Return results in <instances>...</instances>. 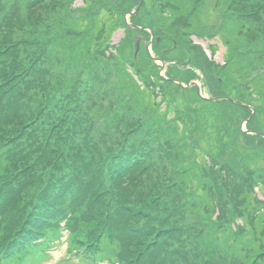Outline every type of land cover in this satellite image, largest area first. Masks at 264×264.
Returning <instances> with one entry per match:
<instances>
[{"label": "rangeland", "instance_id": "obj_1", "mask_svg": "<svg viewBox=\"0 0 264 264\" xmlns=\"http://www.w3.org/2000/svg\"><path fill=\"white\" fill-rule=\"evenodd\" d=\"M139 1L0 0V66L8 60L21 65L15 82L36 69L32 75L46 88L34 87L26 95L33 110L43 100L45 126L74 109L66 115L72 118L65 123L66 137L73 135L71 125L77 141L88 134L107 166L108 192L98 205L118 196L110 166L138 159L133 184L122 186L126 211L112 224L131 238L159 242L157 260L146 263L264 264V138H239L237 130L229 148L214 145L228 112L217 103L203 112L202 124L191 118L190 132H179L184 122L167 107L172 95L178 104L187 93L159 78L161 61L173 82L187 84L184 78L193 68L190 80L201 83L206 96L228 95L255 107L254 125L264 132V95L249 85L257 76L264 80V0H145L127 16ZM108 9L116 14L112 32L95 27ZM126 21L147 26L155 37H174L179 50L165 54L173 42L153 41L151 56L144 47L149 37L141 34L135 57L133 35L140 34L129 31ZM209 72L223 79V90H212L218 82H208ZM126 243L117 245L124 251ZM52 246L45 264H56L65 254V236L57 233Z\"/></svg>", "mask_w": 264, "mask_h": 264}, {"label": "trees", "instance_id": "obj_2", "mask_svg": "<svg viewBox=\"0 0 264 264\" xmlns=\"http://www.w3.org/2000/svg\"><path fill=\"white\" fill-rule=\"evenodd\" d=\"M144 2L145 0L142 5ZM108 11H110V14L104 20H96L95 27L103 31L108 29L112 32L116 30L113 26L116 14L112 10L108 9ZM142 27L145 29H142ZM127 28L129 31H136L138 34L148 36L149 40L151 38L150 32L146 29L147 26L142 25L138 28L127 26ZM191 32L186 31L185 33L190 35ZM133 37L135 40L137 39L136 35H133ZM170 38L160 35L154 38V42L156 46L165 44L170 40L174 46L178 44L174 37ZM220 38L225 44V38L222 36ZM226 45L229 47V43ZM144 47L147 50L146 46ZM177 49L179 50L178 46ZM174 52L176 51L164 49L165 54ZM174 61V65H180L179 61ZM20 67L21 65L9 60L0 66V201L11 202L14 194L19 191L21 194L17 195L13 201L15 199L19 200L17 208L20 207L19 211L22 212H18L16 217L5 205L2 206L0 210V229H3L6 235L3 236L0 242L14 239L15 234L25 235L29 230L36 229V226L46 221L51 202L55 204L58 201L60 205L55 204V206H58L56 208L59 213H52L50 218L67 217L69 211L74 215L81 213L86 217L91 216L89 223L92 225L80 236L84 242L93 240L107 242L100 246L103 256L106 252H111V256L119 259L121 264H149L146 261L155 262L159 242H142L134 238L126 243L123 251L116 243L119 241L115 242L112 238L111 231L108 230L109 233L105 231V228L114 226L112 220L115 216L126 211L127 202L122 195V186L133 184L135 178L130 177V175L137 171L139 167L138 159L133 156L129 157L130 160L110 166L112 186L114 191H118V196L116 199L112 196V200L98 205L101 197L108 191L104 190L107 166L96 157L97 143L89 140L88 134H85L82 140L77 141L74 125L69 127L73 135L66 137L64 132L65 123L72 121V118H68L66 115L73 113V108H67L59 118L45 126L47 120L44 114L47 111L44 112V106L42 108L43 100L39 101V108L33 110V100L26 95L34 87H40L44 91L46 88L44 80H36L32 75L36 73V69H33L31 76L26 77L28 81L15 82ZM191 69L184 78L187 82L192 79L191 76L195 71ZM205 74H208V82H218L212 90L215 92H217L216 90H223L224 85L221 77L214 79L212 73ZM159 78L162 77L159 75ZM165 80L178 84L187 93L178 104H176L177 98L172 95L167 107L168 111L175 113L177 119L184 122V126L181 127L183 130L179 132L188 133L190 128L187 123L189 122L192 126L195 123L190 119L201 120L203 112L213 109V104L217 103V106L222 105L229 113L225 112L227 116L223 120L222 128L219 127L221 130L215 132V135L219 134L220 136L219 140L214 142V145L219 144L220 146L223 145V148H229L232 140L235 139L234 135L237 130L241 133L239 138H242V136L264 138L262 135L242 130L244 119L251 117L246 124L247 129L259 131L254 125L257 111L253 114L251 105L245 100L229 96L231 99L223 98L211 101L201 97L196 92L195 86L189 89L182 87L179 83ZM249 85L251 91L264 95V80L261 77L253 78L250 80ZM217 96L228 95L217 94ZM54 103H56V100L50 98L52 108L55 107ZM143 103H145V100ZM205 104H210V108L205 107ZM182 110L185 113H182ZM49 115H51L50 112ZM197 121L196 123H198ZM199 123L202 124L203 120ZM202 146L204 150L209 148L204 141ZM98 192H100V196ZM6 194H9V199H6ZM209 199L207 195L204 198V203L206 204ZM36 201L37 204H35ZM23 206L26 208V213L21 210ZM11 207L14 209L13 204ZM80 226L84 228L82 224ZM87 227L88 224L86 223ZM109 242H114V244ZM163 243L170 245L169 242Z\"/></svg>", "mask_w": 264, "mask_h": 264}, {"label": "water", "instance_id": "obj_3", "mask_svg": "<svg viewBox=\"0 0 264 264\" xmlns=\"http://www.w3.org/2000/svg\"><path fill=\"white\" fill-rule=\"evenodd\" d=\"M143 1H144V0H141V1L139 2L138 6H137L133 11L129 12V13L127 14V16L136 14L137 11L139 10L140 6L142 5ZM127 16H126V17H127ZM129 26H130V27H134V28H136L135 26H131V25H129ZM139 42H140V38H138V41H137V43H136V54H137V52L139 51ZM147 48H148V50H149V52H150V44L147 45ZM150 53H151V52H150ZM154 59L157 61V59H156L155 57H154ZM158 61H159V60H158ZM161 64H162L161 74L164 76V74H163V69H164L165 64H164L163 61H161ZM182 85H183V84H182ZM183 86H185V85H183ZM198 92H199V94H200L201 96H203V95L201 94L200 89H199ZM218 98H219V97L212 98V99H218ZM254 113H255V109H253V114H254ZM248 132H250V133H254V134H259V135L264 136L263 133L258 132V131H248Z\"/></svg>", "mask_w": 264, "mask_h": 264}, {"label": "flooded vegetation", "instance_id": "obj_4", "mask_svg": "<svg viewBox=\"0 0 264 264\" xmlns=\"http://www.w3.org/2000/svg\"><path fill=\"white\" fill-rule=\"evenodd\" d=\"M153 38H154V35L151 33V40H153ZM140 42H141V39H140ZM146 44V43H145ZM147 47V46H146ZM167 51H177L178 49H177V45L175 46V47H173V48H171V49H166ZM188 86H191V88H189V89H192L194 86H195V88H196V92L198 93V91H199V89H200V91H201V88H202V85H201V83H199L198 81H196V80H189L188 81ZM251 118V117H250ZM250 118H247V119H244V121H247L248 122V120L250 119ZM246 122V123H247Z\"/></svg>", "mask_w": 264, "mask_h": 264}, {"label": "bare ground", "instance_id": "obj_5", "mask_svg": "<svg viewBox=\"0 0 264 264\" xmlns=\"http://www.w3.org/2000/svg\"><path fill=\"white\" fill-rule=\"evenodd\" d=\"M120 37V34L116 35V39H118ZM198 43L202 44L203 46H206V43L202 42V41H197Z\"/></svg>", "mask_w": 264, "mask_h": 264}]
</instances>
